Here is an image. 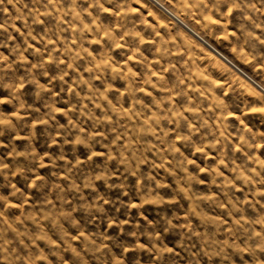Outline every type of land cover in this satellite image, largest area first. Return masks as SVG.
Instances as JSON below:
<instances>
[{
	"label": "rangeland",
	"instance_id": "1",
	"mask_svg": "<svg viewBox=\"0 0 264 264\" xmlns=\"http://www.w3.org/2000/svg\"><path fill=\"white\" fill-rule=\"evenodd\" d=\"M0 264H264V0H0Z\"/></svg>",
	"mask_w": 264,
	"mask_h": 264
},
{
	"label": "bare ground",
	"instance_id": "2",
	"mask_svg": "<svg viewBox=\"0 0 264 264\" xmlns=\"http://www.w3.org/2000/svg\"><path fill=\"white\" fill-rule=\"evenodd\" d=\"M259 85V84H258Z\"/></svg>",
	"mask_w": 264,
	"mask_h": 264
}]
</instances>
